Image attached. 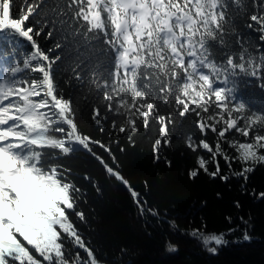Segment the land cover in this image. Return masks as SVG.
Segmentation results:
<instances>
[{"label":"trees","instance_id":"16d2710c","mask_svg":"<svg viewBox=\"0 0 264 264\" xmlns=\"http://www.w3.org/2000/svg\"><path fill=\"white\" fill-rule=\"evenodd\" d=\"M169 1L175 51L151 23L122 39L111 0H0V264H264V164L230 171L264 156V0Z\"/></svg>","mask_w":264,"mask_h":264},{"label":"rangeland","instance_id":"374dc122","mask_svg":"<svg viewBox=\"0 0 264 264\" xmlns=\"http://www.w3.org/2000/svg\"><path fill=\"white\" fill-rule=\"evenodd\" d=\"M115 5L124 6V12L119 13L116 8L110 9L111 18L115 23L117 32L120 37L127 40L135 33L136 30L142 25L153 24L160 29L162 39L166 45L173 51L177 50L178 43H181L179 34L176 32L175 23H180L181 18L177 12L172 11L169 0H111ZM118 62L124 66V55L121 54ZM193 82L195 85H189L187 87L189 97L193 104L200 105L199 94L209 95V92L204 86V77L201 74H194ZM213 91V90H212ZM6 121L0 117V134H2L6 128ZM35 130L36 127H32ZM240 151L242 156L247 160H256L257 154L249 143L240 145ZM251 158V159H250ZM8 166L4 160L0 159V167ZM14 172L10 177L5 178L0 172V177L6 181H12L16 177ZM15 218V214H8L6 221L7 227H10L12 220ZM6 227V228H7Z\"/></svg>","mask_w":264,"mask_h":264},{"label":"snow or ice","instance_id":"6c2138e0","mask_svg":"<svg viewBox=\"0 0 264 264\" xmlns=\"http://www.w3.org/2000/svg\"><path fill=\"white\" fill-rule=\"evenodd\" d=\"M8 163H13V161H11V159L9 158ZM241 163H242L241 169H239V170L231 169L230 170L231 176L243 178V181L246 184L248 181L249 174L255 171L256 166H258L259 164H264V156H262L258 161L254 162L252 164H250L248 161H244V160H242ZM203 170L207 173L206 165L203 166ZM199 171H200V168L198 167L193 172H190V178L195 179L196 176L199 175ZM219 172H220V169H219V165L217 164L216 172L212 173L213 178H216L217 174ZM219 178L222 181H227L230 178V176L228 174H225V175H220ZM242 187H243V185H242ZM256 195H257L258 199H264V191H260ZM236 206L239 207L238 201L236 202ZM142 212H143V210H141V213ZM149 214L154 215V216L158 215V210L150 212ZM226 219H228V221L231 222V217H227ZM240 219L242 222H244L243 217H241ZM228 231L232 232V231H235V229H229ZM206 233H208L206 223H202L201 227L192 229L190 231L189 235H191L192 237L198 238L200 240V242L203 244V246L207 249V251L210 252L211 254H216L218 252L219 246H222V245H225L228 243L227 239H225L226 233H224V232H220V233L211 232L209 234H206ZM243 239L244 240H250L251 239L247 230H245V232L243 233ZM176 250L177 249L174 246L169 244L168 251L172 252V251H176Z\"/></svg>","mask_w":264,"mask_h":264},{"label":"water","instance_id":"95a60500","mask_svg":"<svg viewBox=\"0 0 264 264\" xmlns=\"http://www.w3.org/2000/svg\"><path fill=\"white\" fill-rule=\"evenodd\" d=\"M47 98H49L52 102H55L51 92H50V89H49V86H48V90H47V94H46ZM56 107L58 109L61 110V108L56 104ZM106 171L108 172V174L110 176H113L116 180H118L119 182H123L122 178L119 176L118 173H116L115 171H113L112 169H110L109 167L106 166ZM131 194L133 196V198L136 200V195L131 191Z\"/></svg>","mask_w":264,"mask_h":264},{"label":"bare ground","instance_id":"6f19581e","mask_svg":"<svg viewBox=\"0 0 264 264\" xmlns=\"http://www.w3.org/2000/svg\"><path fill=\"white\" fill-rule=\"evenodd\" d=\"M30 105H31V103H30V102H27V103L22 107V111L24 112V111H25ZM35 127H36V129H38V126H35ZM36 129H35V130H36ZM35 130H32V129L30 128V134L34 133Z\"/></svg>","mask_w":264,"mask_h":264}]
</instances>
